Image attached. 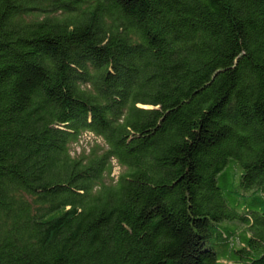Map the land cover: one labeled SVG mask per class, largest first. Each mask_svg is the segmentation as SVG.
Masks as SVG:
<instances>
[{
  "label": "trees",
  "instance_id": "1",
  "mask_svg": "<svg viewBox=\"0 0 264 264\" xmlns=\"http://www.w3.org/2000/svg\"><path fill=\"white\" fill-rule=\"evenodd\" d=\"M229 160L264 196V0H0V264H264Z\"/></svg>",
  "mask_w": 264,
  "mask_h": 264
},
{
  "label": "rangeland",
  "instance_id": "2",
  "mask_svg": "<svg viewBox=\"0 0 264 264\" xmlns=\"http://www.w3.org/2000/svg\"><path fill=\"white\" fill-rule=\"evenodd\" d=\"M99 143L90 134H82L77 144L71 146L69 153L74 155L81 150H86L93 143ZM118 169L112 170V175H116ZM239 167L236 162L229 160L223 170L216 176V185L219 188L220 195L228 209L233 210L240 215L244 209H252L255 204L264 202V196L259 191H244L239 187ZM223 235L226 237L224 238ZM246 235L244 222L240 220H224L211 225L207 229L206 246L210 247L216 254L217 264H231L236 260V256L230 251L236 243Z\"/></svg>",
  "mask_w": 264,
  "mask_h": 264
}]
</instances>
